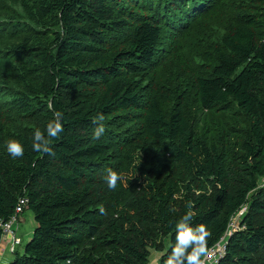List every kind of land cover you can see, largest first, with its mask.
Instances as JSON below:
<instances>
[{
    "label": "trees",
    "instance_id": "16d2710c",
    "mask_svg": "<svg viewBox=\"0 0 264 264\" xmlns=\"http://www.w3.org/2000/svg\"><path fill=\"white\" fill-rule=\"evenodd\" d=\"M263 184L264 0H0V242L22 199L36 223L10 264H165L190 207L208 251L244 211L217 264H264Z\"/></svg>",
    "mask_w": 264,
    "mask_h": 264
},
{
    "label": "clouds",
    "instance_id": "9594fccd",
    "mask_svg": "<svg viewBox=\"0 0 264 264\" xmlns=\"http://www.w3.org/2000/svg\"><path fill=\"white\" fill-rule=\"evenodd\" d=\"M63 113L57 111L54 113L53 119L47 124L46 130L42 132L39 129L34 131L32 149L38 153H51V144L54 139L59 138V134L63 131L61 123ZM98 124L94 130V138L99 139L105 132L102 121L104 116L102 113L93 118ZM7 152L13 158L23 157L24 146L17 139L7 140ZM122 179V176L112 168L107 169L105 177L109 190H114L117 187V182ZM101 214L105 213V209L100 207ZM194 213L189 208V211L181 217L175 224V243L168 255L165 264H206L208 256L207 238L210 233L207 227L203 224L191 225V220ZM7 264V260L3 261Z\"/></svg>",
    "mask_w": 264,
    "mask_h": 264
},
{
    "label": "built area",
    "instance_id": "2783aa9c",
    "mask_svg": "<svg viewBox=\"0 0 264 264\" xmlns=\"http://www.w3.org/2000/svg\"><path fill=\"white\" fill-rule=\"evenodd\" d=\"M263 186H264V184H263ZM27 208H28V200L22 199L20 201L18 207L16 208L15 214L11 217V219L8 220L7 222H4L1 224V228H2L1 241L4 238L10 239L9 251L12 254H14L16 246L21 244V238L18 237L17 229H15L14 227L19 223L22 214L24 213V211ZM241 214H239L235 218H233V220L230 224L229 230L227 231L225 236L221 239V241L219 243H217L215 246H213L211 249H209L206 264H217L219 262V260L225 255L227 238L230 235H232V233L235 230L239 229L238 219L241 216Z\"/></svg>",
    "mask_w": 264,
    "mask_h": 264
},
{
    "label": "crops",
    "instance_id": "0c3cea01",
    "mask_svg": "<svg viewBox=\"0 0 264 264\" xmlns=\"http://www.w3.org/2000/svg\"><path fill=\"white\" fill-rule=\"evenodd\" d=\"M22 222L25 224L23 231L25 232V235H27V239L28 238L30 239L32 233L34 232V228H35L34 225H33L34 221L31 222L32 228L30 230V228L27 225V220L21 216L19 223L16 225L17 231L20 230L19 229V225ZM25 229L27 230V232H26ZM9 242H10V239L9 238H4L1 241V243H0V264H3V261L4 260H7V264H10L14 260V258L16 256V254L10 253V251H9ZM21 244H22V241H21Z\"/></svg>",
    "mask_w": 264,
    "mask_h": 264
},
{
    "label": "rangeland",
    "instance_id": "374dc122",
    "mask_svg": "<svg viewBox=\"0 0 264 264\" xmlns=\"http://www.w3.org/2000/svg\"><path fill=\"white\" fill-rule=\"evenodd\" d=\"M22 217L27 220V225L31 230V228H32L31 222L34 221V216H33L32 212L26 211L25 214L23 213ZM33 225H34V227H36L35 221H34ZM24 226H25V224L23 222L19 225L20 230L17 231V235H18V237L21 238L22 244L16 246L14 254H19V253L22 254L24 252L25 246L28 244V242L31 240V238L33 236V233H32L30 239L29 238L27 239V235H25V232L23 231ZM14 228L16 229V226ZM26 232H27V230H26Z\"/></svg>",
    "mask_w": 264,
    "mask_h": 264
}]
</instances>
